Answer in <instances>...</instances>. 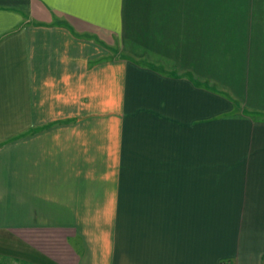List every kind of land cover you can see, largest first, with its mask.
I'll return each mask as SVG.
<instances>
[{"label": "crops", "instance_id": "obj_1", "mask_svg": "<svg viewBox=\"0 0 264 264\" xmlns=\"http://www.w3.org/2000/svg\"><path fill=\"white\" fill-rule=\"evenodd\" d=\"M0 262L264 264V0H0Z\"/></svg>", "mask_w": 264, "mask_h": 264}, {"label": "trees", "instance_id": "obj_2", "mask_svg": "<svg viewBox=\"0 0 264 264\" xmlns=\"http://www.w3.org/2000/svg\"><path fill=\"white\" fill-rule=\"evenodd\" d=\"M0 264H4L3 262H0Z\"/></svg>", "mask_w": 264, "mask_h": 264}]
</instances>
